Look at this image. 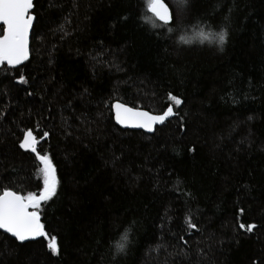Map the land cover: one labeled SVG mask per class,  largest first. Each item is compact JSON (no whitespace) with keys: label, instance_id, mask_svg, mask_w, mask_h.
Returning a JSON list of instances; mask_svg holds the SVG:
<instances>
[{"label":"trees","instance_id":"16d2710c","mask_svg":"<svg viewBox=\"0 0 264 264\" xmlns=\"http://www.w3.org/2000/svg\"><path fill=\"white\" fill-rule=\"evenodd\" d=\"M166 1L169 25L146 0L34 1L30 58L0 64V194H39L37 153L57 187L0 264H264V0ZM116 101L173 114L124 130Z\"/></svg>","mask_w":264,"mask_h":264},{"label":"snow or ice","instance_id":"6c2138e0","mask_svg":"<svg viewBox=\"0 0 264 264\" xmlns=\"http://www.w3.org/2000/svg\"><path fill=\"white\" fill-rule=\"evenodd\" d=\"M180 3L183 4L184 0H180ZM33 7V0H0V22H2L0 64L7 63V65L14 67L28 58L29 29L34 20V16L30 14V10ZM146 8L153 13L155 18H158L165 24L170 22L171 15L162 0H146ZM217 36L222 48L227 32L221 28ZM19 80L23 82L24 77L21 75ZM170 99L175 101L176 105L181 103L180 99L171 96V94ZM114 107L116 109L117 122L121 124L134 122L137 126L149 130H151L153 124L157 122L162 123L173 114L171 106L162 115H151L145 111H134L132 108L125 107L120 103H116ZM43 135L47 137L48 133L45 132ZM35 144L36 139L33 136V132L28 130L24 134V140L21 142L20 147L31 149L35 153ZM37 159L43 165L40 168L43 177V188L39 194L28 192L27 195H19L8 189H5L0 194V229L12 233L19 241H25L29 237L45 236L44 226L40 222L39 215L41 202H47L56 193L57 178L50 158L48 155H39L37 153ZM188 223L190 227H196L190 221ZM239 226L240 228H245L244 224H240ZM254 227L255 225H248L247 230L251 231ZM123 239H127L126 233ZM48 248L53 253L58 251L54 243L48 244ZM117 251L120 253L124 252L125 245L119 244Z\"/></svg>","mask_w":264,"mask_h":264},{"label":"water","instance_id":"95a60500","mask_svg":"<svg viewBox=\"0 0 264 264\" xmlns=\"http://www.w3.org/2000/svg\"><path fill=\"white\" fill-rule=\"evenodd\" d=\"M34 1H35V0H33V5H34ZM162 2L167 6L168 11H169V13H170V15H171V20H170L169 23L165 24L164 22L160 21L158 18H156V19H157L160 23H162V24L169 25V24H171V23L173 22V13H172V9H171L170 5L168 4V2H167L166 0H162ZM32 10H33V9L30 10V14L34 16V20H33V24H32V26H31L30 29H29V36H28V52H29V54H28V58L25 59V60H23L20 64L14 66V67H17V66H20L21 64H23L26 60H28V59L30 58V55H31L32 36H33L34 26H35V23H36V16H35L33 13H31ZM150 13H151V12H150ZM151 14L153 15V13H151ZM0 26H2V22H0ZM5 64H7V63H5ZM9 66H10V65H9ZM12 67H13V66H12ZM116 103H120V104H122V105H124L125 107H128V108H132L134 111H145V112H148V113L151 114V115H162L163 113H162V114L152 113V112H150V111H148V110H145V109H142V108H135V107H132V106H130V105H128V104H125V103H123V102L116 101V102L113 103V106H112L113 117H114L115 123H116L120 128H122V129H124V130H138V131H143V132H145V133H147V134H153L154 131L156 130V128L159 127V126H162L163 124H165L166 121H167L168 118H169V117L166 118V120H165L164 122H162V123H161V122H157V123L153 124L152 127H151V130H149V129H147V128L139 127V126H137V124L134 123V122H129V123L121 124V123L117 122V120H116V109H115V107H114V105H115ZM11 191H13V190H11ZM14 192H15V191H14ZM16 193H17V192H16ZM19 195H20V194H19ZM40 222H41V219H40ZM0 230L3 231V232H6L7 234H9L10 236H12L13 238L16 239V237L13 236L12 233H9V232H7V231L4 230V229H0ZM36 238H37V237H35V238L29 237V238L26 239L25 241H21V242H29V241H33V240H35ZM17 240H18V239H17ZM18 241H19V240H18Z\"/></svg>","mask_w":264,"mask_h":264},{"label":"rangeland","instance_id":"374dc122","mask_svg":"<svg viewBox=\"0 0 264 264\" xmlns=\"http://www.w3.org/2000/svg\"><path fill=\"white\" fill-rule=\"evenodd\" d=\"M171 9H172V8H171ZM172 13H173V12H172ZM33 136H34V134H33ZM34 137H35V136H34ZM35 139H36V138H35ZM23 140H24V139H23ZM23 140H22V141H23ZM35 147H36V144H35ZM23 149H25V148H23ZM25 150H31V149H25Z\"/></svg>","mask_w":264,"mask_h":264}]
</instances>
